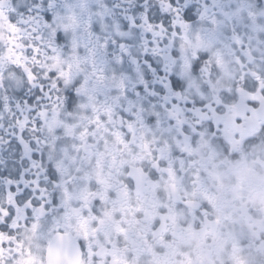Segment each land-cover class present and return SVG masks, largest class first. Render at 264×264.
I'll return each mask as SVG.
<instances>
[{
  "label": "snow or ice",
  "instance_id": "6c2138e0",
  "mask_svg": "<svg viewBox=\"0 0 264 264\" xmlns=\"http://www.w3.org/2000/svg\"><path fill=\"white\" fill-rule=\"evenodd\" d=\"M0 264H264V0H0Z\"/></svg>",
  "mask_w": 264,
  "mask_h": 264
}]
</instances>
